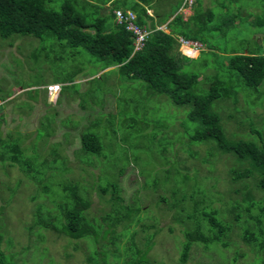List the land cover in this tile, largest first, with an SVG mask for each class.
Instances as JSON below:
<instances>
[{
  "label": "trees",
  "instance_id": "obj_1",
  "mask_svg": "<svg viewBox=\"0 0 264 264\" xmlns=\"http://www.w3.org/2000/svg\"><path fill=\"white\" fill-rule=\"evenodd\" d=\"M183 1L0 0V39L30 36L56 41L80 64L111 67L86 84L105 91L116 105L107 114L97 109L100 115L80 132L71 154L78 163L76 174L67 166L68 134L65 142L49 144L53 125L46 126L44 138L39 136L38 146L32 147L22 146L19 132L3 136L0 131V165L17 168L32 182L29 200H38L30 221L18 223L27 237L18 252L1 249L4 242L12 250L13 239L5 238V226L0 224V264H53L44 262L47 251L41 244L47 235L63 237L67 246L72 241L85 244L87 264H165L150 257L157 241L167 240L159 236L157 211L172 223L166 226L172 243L174 237L179 239V264L187 262L193 248L211 258L197 264H264V115L258 112L264 104L255 103H261L264 91V52L258 40H253L257 46L245 45L231 53L209 42L215 33L225 36L239 24L264 26V0H226L235 8L228 12L220 4L224 13L217 16L211 6H202L203 0H194L187 18L179 13ZM256 1L258 7L252 9L260 8L262 14L252 19L249 8ZM116 10L132 12L136 25L149 32L140 50L133 51V36L125 23L115 22ZM164 24L169 33L155 28ZM178 37L199 44L201 56L182 55ZM204 55L219 59L209 74L192 67ZM202 62L210 67L209 61ZM81 73L83 68L74 65L72 73L62 77L60 95L69 91L88 112L83 103L91 88L79 91L74 84ZM111 75H116L113 81ZM103 78L110 80L106 86ZM160 96L185 108V121L192 125H179L180 132L160 110L147 106L138 111L139 102ZM129 102H134L132 118H127L128 112L120 126L109 122L107 131L115 141L110 144L116 151L104 170L99 165L108 157L98 134L89 130L125 110ZM60 103L59 97L56 104ZM221 110L234 123L233 131L224 126ZM149 156L153 170L145 166ZM130 165L137 167L142 179L127 194L121 181ZM93 194L95 211L90 210Z\"/></svg>",
  "mask_w": 264,
  "mask_h": 264
},
{
  "label": "rangeland",
  "instance_id": "obj_2",
  "mask_svg": "<svg viewBox=\"0 0 264 264\" xmlns=\"http://www.w3.org/2000/svg\"><path fill=\"white\" fill-rule=\"evenodd\" d=\"M220 4H225V10H228V12L235 8V4L230 5L226 0H215L214 2L211 0L202 1V6H211L216 16L224 13ZM254 6L258 7L257 1L255 4L251 5V9L249 8V11L253 13L252 19H255L256 15L259 16L262 14V9H252ZM106 8H108V5H106ZM149 14L153 17L152 11H149ZM190 14L191 11L189 10L182 12L184 18H187ZM248 22H250V20ZM157 29L165 30L164 32L167 33L164 26H160ZM209 40L211 44L217 46L226 53H231L232 50L239 51L240 47L245 45L246 47L248 45L252 47L253 43L257 46V43L253 42V40H258L262 47L260 48L259 46V48L264 52V26L250 28L247 25L239 24L229 30L225 36L221 33H215ZM61 45L63 44L61 43ZM203 50L205 51V49ZM71 53L73 52L70 51L69 48H64V46H60L56 41L52 40L41 42L30 36L12 37L7 40L0 39V99L2 100L3 98V101H0V116L3 117L2 120L0 119V131L3 133V136L6 135V133L13 134L17 131L20 136L23 137L22 146L30 145L32 147L33 144L38 146L39 143H37V140H39V136L42 137V139L44 138V132L49 130L46 126L53 125L54 133L49 138V144L59 141L65 142L63 136L65 133L68 134L66 152L69 156V162L67 166L75 172L74 174H76L78 171V163L73 162L71 154L75 149V144L78 142L80 132L85 126H89L90 121L92 122L96 119V116L99 114L98 110L103 114H107L108 112H113L116 105L112 97L104 94L105 91H102L101 89L98 91L93 90L95 89L94 86L90 84L87 86L86 84L90 79L98 77L112 68H108L107 66L99 67V65L96 66L95 64L94 66H90L87 64L88 61H81L80 64V59H74L71 56ZM200 54V51H193L188 54V57L196 59L201 56ZM61 58H63V60ZM216 58L217 57L210 58L209 56L204 55L192 67L196 71L209 74L212 69L211 66L217 65L219 62V59ZM203 59L210 62V67L202 62ZM74 65H79L83 68V74H79L74 82V84L79 85L77 87L79 91H85L89 87L91 88L86 91L90 94L89 97H85L86 100H84L85 102L83 103L87 108H90L88 111L90 113L82 111L78 98L70 96L69 91H65L63 95H60L61 86L63 87L64 84L58 82L61 81L64 75L72 73ZM60 70L61 73L59 74ZM85 74L87 76H85ZM115 77L116 75L110 76L112 81ZM108 81L110 80L107 78L101 80L102 83H105V86ZM54 83H58L60 86H57V88L54 89V86H56ZM50 84H53L51 87L52 89H49V87L46 88V86ZM121 89L122 91H125L126 87ZM122 93L124 94V92ZM143 96L144 94L141 92L140 96L137 97L140 99ZM59 97L61 103L57 105L56 102ZM255 97L256 96L252 94L250 100H254ZM155 98L157 97H154L147 103L139 102L138 105L140 109H138V111L141 112L142 109H145L147 106L160 110L161 114L167 117V121H175L173 123L177 125V130L180 132H182V129L178 127L179 125L182 124L183 127H186V125H192L185 121L187 112L185 108H177L173 106L164 97L158 99ZM260 98L261 103L258 101H255V103L262 105L264 104V91ZM134 102H132V104ZM132 104L130 102L127 103V106L125 105V110L121 109L117 113L118 115L116 114L113 118H110L107 121L103 118L101 125L94 126L89 130L92 133L98 134L102 141V153L108 157V159L105 160L103 164L98 165L102 168L104 167V170L107 168L106 165L112 162V152L116 151V149L110 144L115 143V141L110 132L107 131L110 128L109 122L114 123L112 126H120V120L123 121L122 118L124 119L128 112L130 116L127 118H132L134 115V111L132 110L133 106L131 107ZM129 107L130 109H128ZM122 110L123 112L120 115ZM224 112L226 111H220L223 117L222 121L224 126L227 128L228 132L233 131L234 123L227 119V114ZM258 112L264 115V110H258ZM45 116H48L47 118L49 119L51 118L52 123L48 122L44 118ZM102 117H104V115ZM77 123L78 126L74 128ZM117 135L120 136L119 131ZM143 144H145V142ZM152 157L153 156H149V158L147 157L148 160L145 161V166L149 167L148 170L154 169L151 164ZM2 165H0V224L5 226L2 227L6 232H4L5 238L10 237L13 239V248L12 250H7L6 244L2 242L1 249L6 253L13 251L18 252V245H25L27 243V237L24 233L20 232L18 223L26 224L30 221V210L33 209L36 203H38V200L33 202L29 200V197L32 196L34 191L31 186V181L26 177L23 178L17 168H11L7 164ZM203 171L205 172V170ZM137 172V167L133 165L126 167L121 185L127 194H132L141 183L142 177L139 176ZM21 180L22 183L18 185V181ZM16 186L18 187L14 189ZM92 201L93 204L90 210L95 211L98 207V203L97 196L94 194ZM154 209L156 210V208ZM155 214H157L160 219L158 227L161 229V233L159 236L165 237L167 240L164 242L158 240L156 245H154L153 249L150 251V257L152 259L161 260L165 264H179V239L174 237L172 243V238L166 228L168 224L172 226V223L169 221L167 214H163L160 211H157ZM137 228L138 227L135 229ZM160 237L156 239H159ZM68 242L69 241L63 237L47 235L44 243L41 244V246L46 248L47 251V256L44 259V262L47 263V261H51L53 264H87L84 260L87 255L86 245L72 241L70 242L71 245L67 246ZM75 246L77 247V250L72 249ZM210 259V257H205L201 250L193 248L185 264L210 262ZM247 260H250V258Z\"/></svg>",
  "mask_w": 264,
  "mask_h": 264
},
{
  "label": "built area",
  "instance_id": "obj_3",
  "mask_svg": "<svg viewBox=\"0 0 264 264\" xmlns=\"http://www.w3.org/2000/svg\"><path fill=\"white\" fill-rule=\"evenodd\" d=\"M184 4H187L188 6H190L192 4V0H186L184 2ZM114 15H115V22L117 24H122L125 23L126 25V30L128 32H130L133 36V51L136 52L138 50H140L143 45L144 42L148 36V31L147 29H145L144 27L140 28L136 25L135 23V14H133L132 12L127 11L126 14L123 13V11L121 10H116L114 11ZM178 42L180 44L181 47H183V51L182 53L186 56H188V54H190L191 52H195V51H200L199 47L200 45L195 43V42H191V41H187L183 38H178ZM57 88L56 86H54V89ZM49 89H52L51 87H49Z\"/></svg>",
  "mask_w": 264,
  "mask_h": 264
},
{
  "label": "clouds",
  "instance_id": "obj_4",
  "mask_svg": "<svg viewBox=\"0 0 264 264\" xmlns=\"http://www.w3.org/2000/svg\"><path fill=\"white\" fill-rule=\"evenodd\" d=\"M186 0H184L183 1V3H182V5H181V8L179 9V13L180 14H182V12H186V10H189V11H191V6H192V4L190 5V6H188L187 4H184V2H185ZM194 1V0H193ZM193 1H192V3H193ZM148 14H149V12H148ZM115 20V19H114ZM165 25V24H164ZM177 41H178V39H177ZM188 41V40H187ZM192 42V41H191ZM178 45H179V51L181 52V54L182 55H184L183 53H182V51H183V47H181L180 46V44H179V42H178ZM184 56H186V55H184ZM186 57H188V56H186ZM53 85H48V86H46V88H48V87H52ZM59 87L60 85H56V87ZM51 91V90H50Z\"/></svg>",
  "mask_w": 264,
  "mask_h": 264
},
{
  "label": "crops",
  "instance_id": "obj_5",
  "mask_svg": "<svg viewBox=\"0 0 264 264\" xmlns=\"http://www.w3.org/2000/svg\"><path fill=\"white\" fill-rule=\"evenodd\" d=\"M149 15H150V16H152L151 14H149ZM155 22H156V21H155ZM166 25H167V24H165V25H161V26H164V27H165V29H166V31H167V33H169V32H168V30H167V27H166ZM159 27H160V26H159ZM159 27H158V26H156L155 28L157 29V28H159ZM157 30H158V29H157ZM162 31H165V30H162ZM165 33H166V32H165ZM178 38H182V37H178ZM178 38H177V39H178Z\"/></svg>",
  "mask_w": 264,
  "mask_h": 264
}]
</instances>
